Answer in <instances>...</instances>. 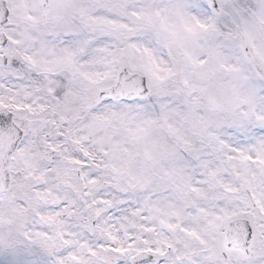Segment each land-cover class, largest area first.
<instances>
[{
	"label": "snow or ice",
	"instance_id": "6c2138e0",
	"mask_svg": "<svg viewBox=\"0 0 264 264\" xmlns=\"http://www.w3.org/2000/svg\"><path fill=\"white\" fill-rule=\"evenodd\" d=\"M0 264H264V0H0Z\"/></svg>",
	"mask_w": 264,
	"mask_h": 264
}]
</instances>
